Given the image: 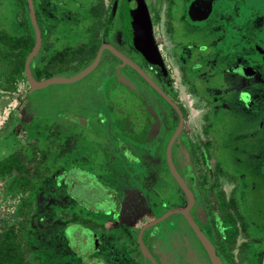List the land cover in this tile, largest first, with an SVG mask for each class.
<instances>
[{"label": "flooded vegetation", "instance_id": "flooded-vegetation-1", "mask_svg": "<svg viewBox=\"0 0 264 264\" xmlns=\"http://www.w3.org/2000/svg\"><path fill=\"white\" fill-rule=\"evenodd\" d=\"M30 3L36 26L31 24L27 0H0V19L5 7H14L16 23L0 25V50L7 55L3 62L23 65L15 74L21 73L28 84L27 92L37 95L41 89L58 82L31 88L26 78L27 59L29 74L36 80H67L92 66L76 80L60 82L71 87L70 94L62 95L66 102L63 118L91 134L94 132L90 141L100 155L106 156L105 162L112 158L116 164L126 165L129 172L136 174L135 186H122L121 194L118 189L113 193L105 192L104 189L111 186H105L96 177L92 189H86L88 181L82 184V193H75V186L79 184L73 179L75 170H80L84 178L96 174L93 170L73 166L66 176L61 175L65 177L68 196L81 195V203L105 206V221L112 220L116 229L122 221L133 218L131 207L141 196L148 207L158 206L159 202L160 206H165L164 212L148 219L152 221L169 210L186 206L189 192L192 201L187 215L176 211L149 227L153 229L163 223L162 229L159 227L162 255H170L171 251L177 254L174 261L165 258V264H211L188 215L212 244L221 264H235L230 252L241 245L245 237H240L236 224H232L233 185L226 190L230 176L219 168L211 149L212 138L205 130L212 106L233 107L251 114L258 119V131L264 128V16L261 11L249 15L246 9L258 4L264 6V0H210L209 4L207 0H177L173 6L172 1L167 0L164 7L162 0H94L79 5L81 10L74 12L66 9V0H30ZM242 5L244 9L239 10ZM248 18L253 22L250 35ZM71 19L73 29L68 24ZM60 25L67 33L58 32ZM68 30L73 31V35L68 34ZM69 36H76L73 43ZM153 42L158 56L150 59L137 46L151 47ZM167 54L177 63V89L172 82ZM214 75L240 79L233 100L224 82L211 84ZM205 80L209 85L203 92L212 95V100L214 95L218 96L216 100L229 99L217 103L200 96L195 84ZM49 91L55 93L56 89ZM185 103L202 112L200 123L206 135L204 139L186 132L189 108ZM92 118L95 120L91 121ZM99 153L95 158L89 156L97 169L108 166L106 163L99 166L96 159ZM169 157L183 186L171 172ZM159 180L161 189L157 188ZM101 189L103 194H100ZM170 195L173 204L169 201ZM172 220L178 227L174 234L168 233ZM148 221L140 224L136 236ZM149 228L144 231L143 240ZM150 232L148 236H155ZM168 235L175 239H170L173 241L170 245ZM119 241L115 235V254L122 255L118 253ZM231 244H235L232 249ZM145 245L162 264L152 243ZM122 250L125 252L124 248ZM235 252L242 262H247L246 255L239 254V247ZM140 256L145 260L143 263L141 259V264H152L142 253ZM256 256L255 263L264 264V250ZM89 257L102 263L92 253L81 260L89 261Z\"/></svg>", "mask_w": 264, "mask_h": 264}, {"label": "rangeland", "instance_id": "rangeland-1", "mask_svg": "<svg viewBox=\"0 0 264 264\" xmlns=\"http://www.w3.org/2000/svg\"><path fill=\"white\" fill-rule=\"evenodd\" d=\"M92 1L94 0H66V9L71 12L80 11L79 5L84 6ZM151 1L157 2V0ZM166 1L162 0V7L165 6ZM169 1H172V6L177 2V0ZM5 8L0 25L16 24L13 17L14 7ZM242 9H244L243 5L239 7V10ZM246 9L249 15L261 11L264 16V6L259 4ZM171 12L174 13V10ZM68 24L73 29L72 19ZM251 24L253 25V22L248 18L249 35ZM58 32L67 33L63 31L61 25L58 27ZM69 33L73 35L74 32L69 31ZM75 39L76 36H69L71 43ZM167 55L172 82L177 89L179 83V76L176 75L177 63L170 54ZM3 61L4 59L0 57V159L8 153L20 151L23 157L22 164L32 167L30 171L32 177L30 185L21 184L12 189L9 188V179H0V264H11L4 259L8 231L11 227L18 228L20 224L25 225L23 240L27 249L26 264H98L97 261L92 260V257L87 259L92 260L91 262L81 260L84 255L91 256V253L100 259L101 264H116V262L141 264V253L136 240L137 229L141 223L164 212L165 206H160L159 202L158 206L151 204L148 207L141 196L137 204L131 207L130 214L133 218L122 221L115 229L112 220L105 221L104 214H107L105 206H101L100 203H81V195H76L77 200L69 197L65 177L61 175L66 176V172L73 166L93 170L92 172L96 174L91 178H84L80 170H75L73 179L79 183L75 186V193L81 192L82 184L88 181L90 183L86 189H92L93 184H96L94 181L96 177L102 180L105 186H111L110 189H104L105 192L113 193L118 189L121 194L122 186H135L136 174L129 172L128 166L122 167L119 163L116 164L112 158L105 162L106 156L100 155L90 141L94 132L91 134L63 118L66 102L62 95L71 93L70 84L53 83L41 89L38 95L34 92L28 93V84L22 74L12 73L13 65H6ZM223 82L228 85L233 100L240 79L230 76L221 77V75H214L211 79V84L221 85ZM206 85H209L208 81H200L195 84V88L200 89V96L212 100V95L203 92ZM51 88L56 89L55 93H50ZM217 98L218 96L214 95L212 101ZM227 99L229 98H220L216 102H224ZM187 106L189 110L186 132L189 136L196 135L204 139L206 135L203 134L200 123L202 112L196 107L193 110L192 106ZM207 117L208 124L205 131L213 142H210L208 147L212 143V153L218 161L219 168L230 176L231 183L229 181L226 184V190H229L231 184L233 185L230 197L233 208L230 209L232 224H236L235 228L241 233L239 236L245 237L241 245L235 247V244H231L230 249L233 245L235 249L230 254H233L232 260L235 264H250V261L256 264V254L264 250V128L258 131V119L233 107L217 109L212 106ZM94 120L95 118L91 119ZM97 152L99 155L96 159L99 161V166L106 163L107 167L97 169L91 159L96 157ZM159 185L162 186L160 180L157 188L161 189ZM104 190L101 189L100 194H103ZM168 198L170 201L172 196ZM217 199H219L218 194ZM170 203L173 204V201ZM162 225L163 223L153 228L157 233L149 228L145 232L144 241L148 246L152 243V249L157 252L156 256L160 257L162 264H165L167 261L165 258L174 261L176 253L172 254L171 251L170 255L167 253L165 256L162 255L159 235L161 231L159 227L161 228ZM177 228L175 221H170L168 233H176ZM149 230L155 236H148ZM241 230H244L245 234ZM230 231L232 233L233 229ZM115 235L120 240L118 253L122 255L115 254ZM172 236L167 237L168 245L170 241L173 243L175 240ZM171 238L173 241L170 240ZM238 247L241 250L239 254L243 253V256L246 255L248 258L247 262H242V258L235 252ZM238 259H240L239 263ZM144 261L142 259L143 263Z\"/></svg>", "mask_w": 264, "mask_h": 264}, {"label": "water", "instance_id": "water-1", "mask_svg": "<svg viewBox=\"0 0 264 264\" xmlns=\"http://www.w3.org/2000/svg\"><path fill=\"white\" fill-rule=\"evenodd\" d=\"M207 1H208V4H209L210 0H207ZM27 6H28V12H29V18H30L31 24L33 26H36L30 0H27ZM37 43H38V38H37ZM37 43H36V46H37ZM36 46L34 47V49L36 48ZM137 48L139 50H141L147 56V58H150V59L153 58L154 59V58H157V56H158L157 48H155L154 42L152 43L151 47L137 46ZM91 67H89L87 70H85V71L81 72L80 74H78V75H76V76H74V77H72L70 79H67V80L66 79H58V78L36 80L29 74L28 59H27L26 64H25L26 78H27V81H28V83H29L31 88H41V87H44V86L48 85L49 83H53V82L74 81L77 78L81 77L84 73H86ZM179 127H180V124L178 126V129H179ZM178 129H177V131H178ZM168 162H169V167L171 169V172L176 177V179L180 182V184L183 186L184 184L181 181V178L177 174L173 164L170 162V157L168 158ZM188 198H189V201L186 204V206H183L181 208L178 207V208H174L172 210H169L167 213H165L163 216L159 217L158 219L152 220V221H148V222L144 223L141 226V228L139 229L138 236H137L138 247L140 248V251H141L142 255L146 259H148L152 264H159V263H158V260L155 258V256L152 254V252L149 250V248L144 243V240H143L144 231L147 228L153 226L155 223L159 222L163 217L168 216L169 214H171L173 212L182 211V212H184L187 215V209L190 206L191 201H192L191 194L189 192H188ZM188 219H189L191 225L193 226L194 230L196 231L197 236L199 237V240L201 241V244H202L204 250L207 252L208 259H209L210 263L211 264H221L220 260L218 259L217 255H216L215 249L212 246V244L207 240V238L197 228V226L195 225L194 221L191 219V217L189 215H188Z\"/></svg>", "mask_w": 264, "mask_h": 264}, {"label": "trees", "instance_id": "trees-1", "mask_svg": "<svg viewBox=\"0 0 264 264\" xmlns=\"http://www.w3.org/2000/svg\"><path fill=\"white\" fill-rule=\"evenodd\" d=\"M6 56L0 50V57L4 59ZM21 67L23 65L14 64L11 72L20 71ZM22 159L20 151L8 153L0 159V179H9L10 189L21 184H31L30 171L32 167L24 166ZM24 216L26 215L24 214ZM24 228L25 225L20 224L18 228L11 227L8 231L4 259L11 264H26L27 262V249L23 240Z\"/></svg>", "mask_w": 264, "mask_h": 264}]
</instances>
